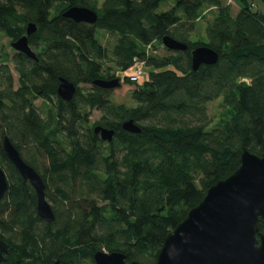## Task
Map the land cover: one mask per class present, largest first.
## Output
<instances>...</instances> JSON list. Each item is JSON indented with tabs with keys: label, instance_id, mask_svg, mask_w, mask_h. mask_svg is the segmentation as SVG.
Listing matches in <instances>:
<instances>
[{
	"label": "trees",
	"instance_id": "trees-1",
	"mask_svg": "<svg viewBox=\"0 0 264 264\" xmlns=\"http://www.w3.org/2000/svg\"><path fill=\"white\" fill-rule=\"evenodd\" d=\"M236 2L237 12L226 0H0V34L12 42L35 23L29 43L38 57L15 54V88L10 57L0 53V166L9 181L0 238L10 245L3 264H95L96 250L155 264L167 234L240 167L243 150L264 153V0ZM72 6L95 10L97 22L63 16ZM202 19L207 39L194 40ZM165 35L188 48H166ZM203 45L219 60L194 71L192 50ZM135 60L150 71L138 82L123 78L135 86L132 105L94 84ZM60 77L77 85L72 100L58 95ZM219 99L214 122L209 104ZM95 109L101 117L92 123ZM130 119L141 132L123 128ZM96 125L114 129L113 140H102ZM6 135L43 176L54 221L38 215L35 190L4 150Z\"/></svg>",
	"mask_w": 264,
	"mask_h": 264
},
{
	"label": "water",
	"instance_id": "water-1",
	"mask_svg": "<svg viewBox=\"0 0 264 264\" xmlns=\"http://www.w3.org/2000/svg\"><path fill=\"white\" fill-rule=\"evenodd\" d=\"M63 16L77 22L94 24L98 13L85 6H72ZM37 31V25L30 22L25 35L12 41L11 46L19 53L38 60L29 43V37ZM170 50H186L188 45L170 35L162 38ZM219 54L203 45L192 50V68L198 71L203 64H216ZM94 84L108 89L121 85L120 77L96 79ZM77 85L66 77H60L58 95L72 100ZM123 128L132 133L141 132L133 120L123 123ZM96 134L104 141H112L115 130L103 125L94 127ZM4 150L17 168L24 182H29L36 192L37 213L46 220H55V211L46 195V182L38 170L29 164L9 136L3 139ZM8 176L0 166V201L8 190ZM264 153H252L244 149L241 165L231 175L211 185L202 201L192 207L183 221L170 231L158 252L155 264H264ZM9 243L0 238V264L6 260ZM95 264H143L128 262L121 251L96 250ZM54 264H61L57 259Z\"/></svg>",
	"mask_w": 264,
	"mask_h": 264
},
{
	"label": "rangeland",
	"instance_id": "rangeland-1",
	"mask_svg": "<svg viewBox=\"0 0 264 264\" xmlns=\"http://www.w3.org/2000/svg\"><path fill=\"white\" fill-rule=\"evenodd\" d=\"M226 1H228V3L232 5L234 12H237L239 10V5L236 2V0H226ZM261 8H262V6H261ZM205 26H206V20L205 19H202L198 22L197 29L192 34V38L194 40H199V39L205 40V39H207ZM102 41L105 44H107L108 41L110 43H112L113 39L111 37H109L108 39L103 38ZM2 51H4L9 56L13 55L16 52L14 50V48L11 46V40L9 38H7L6 36H4L3 34H0V53ZM150 52H153L152 48H150ZM155 52L158 54H163L165 52L164 46H159L158 50H155ZM108 64L111 66V63H108ZM0 65H1V63H0ZM9 65H10V71H11L10 73H12V75L14 77V81H15L14 87L17 88V86H18V80H17L18 75H17V72L15 70V66H14L13 62L12 63L9 62ZM113 71H115V68ZM149 71H150V68L148 66H144V73L145 74L142 78H140V80L145 79L146 76L148 75ZM133 72H134V68H131L125 72L121 71L118 73L120 75L121 85L119 87H116L113 89V93L111 96L112 101H114L116 103H125L127 105L133 104L132 99H131V91L135 88V86L131 85L129 83H126L125 80L123 79L125 76L130 75ZM79 86L87 89V88H90L91 85L81 83ZM34 102L37 106H39V107L42 106V100L41 99H35ZM221 103H222L221 99H219V100H216V101L211 102L209 104V113H210L211 117L214 118V122H216L219 119L220 114L223 110V108H222L223 106ZM100 117H101V111L98 109L93 110L92 115H91V122L92 123L97 122Z\"/></svg>",
	"mask_w": 264,
	"mask_h": 264
},
{
	"label": "built area",
	"instance_id": "built-area-1",
	"mask_svg": "<svg viewBox=\"0 0 264 264\" xmlns=\"http://www.w3.org/2000/svg\"><path fill=\"white\" fill-rule=\"evenodd\" d=\"M144 63L135 60L134 72L129 76L132 82H138L144 76Z\"/></svg>",
	"mask_w": 264,
	"mask_h": 264
},
{
	"label": "flooded vegetation",
	"instance_id": "flooded-vegetation-1",
	"mask_svg": "<svg viewBox=\"0 0 264 264\" xmlns=\"http://www.w3.org/2000/svg\"><path fill=\"white\" fill-rule=\"evenodd\" d=\"M12 43V42H11ZM15 50V49H14ZM16 51V50H15ZM22 54V53H19V52H15L13 55H11V56H9L10 57V61L9 62H13L14 61V56H15V54ZM28 57V56H27ZM30 59H32V58H30ZM32 60H34V59H32ZM37 61V60H36ZM13 64H14V62H13ZM15 66V65H14ZM9 67H10V65H9ZM16 70V69H15ZM3 264V263H2Z\"/></svg>",
	"mask_w": 264,
	"mask_h": 264
}]
</instances>
